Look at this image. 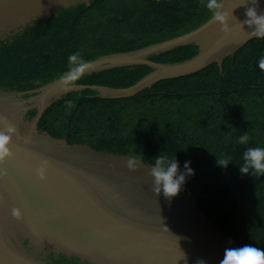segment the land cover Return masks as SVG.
<instances>
[{
    "label": "trees",
    "instance_id": "1",
    "mask_svg": "<svg viewBox=\"0 0 264 264\" xmlns=\"http://www.w3.org/2000/svg\"><path fill=\"white\" fill-rule=\"evenodd\" d=\"M220 1L209 8V0H93L90 6L64 9L0 38V89L39 88L73 70L68 56L75 52L89 62L183 35L213 17ZM198 50L189 44L151 59L181 62ZM262 59L264 37L227 57L223 71L212 63L127 98H101L91 89L70 92L45 111L39 128L70 143L130 154L153 165L157 156H175L178 172L185 174L182 187L231 236L234 248L264 250V175L240 171L243 153L264 147ZM152 70L148 65L116 67L75 82L124 88ZM36 113L30 110L29 117ZM245 135L248 141L239 143ZM220 159L228 163L221 165ZM57 260L53 264H81L66 257Z\"/></svg>",
    "mask_w": 264,
    "mask_h": 264
},
{
    "label": "water",
    "instance_id": "2",
    "mask_svg": "<svg viewBox=\"0 0 264 264\" xmlns=\"http://www.w3.org/2000/svg\"><path fill=\"white\" fill-rule=\"evenodd\" d=\"M93 0H0V38L39 19ZM264 17V0H221L207 22L183 35L128 52L101 55L86 69H73L39 88L0 89V133L10 137L0 160V264H53L66 257L82 264H221L234 249L192 191L173 198L155 191L153 164L130 154L70 143L40 130L45 111L64 95L91 89L119 99L157 82L198 72L224 60L258 37L247 15ZM219 17V18H218ZM196 44L198 53L181 62H156L159 55ZM148 65L153 70L129 87L79 84L84 75ZM74 77L70 83L65 80ZM37 110L33 118L30 110ZM43 169V178L40 170Z\"/></svg>",
    "mask_w": 264,
    "mask_h": 264
},
{
    "label": "clouds",
    "instance_id": "3",
    "mask_svg": "<svg viewBox=\"0 0 264 264\" xmlns=\"http://www.w3.org/2000/svg\"><path fill=\"white\" fill-rule=\"evenodd\" d=\"M209 8H213L216 5V0H209L207 5ZM247 15L251 18V23L256 25V35L258 37H264V17L257 16L254 10H249ZM219 18V17H218ZM68 63L71 69H86L89 66L88 61L84 60L79 52H75L68 56ZM264 67V59L259 63ZM74 77H69L65 80V84H68ZM72 106L71 102L68 104ZM10 137L0 133V160L9 154L7 147ZM248 141V136L245 135L240 138L239 143L243 144ZM135 157L129 162L131 166ZM244 164L240 168L242 173H248L249 169L254 170V174L264 175V147H249L243 153ZM188 163H185V168L188 173L191 174L192 170L188 168ZM221 165H226L228 159H220ZM179 164L176 157L169 158L168 156H157L152 166L151 175L154 178L156 185L155 191L163 193L166 198H173L177 196L185 182V174L178 172ZM40 175L43 178V169L40 170ZM221 264H264V250L245 245L240 248L227 249Z\"/></svg>",
    "mask_w": 264,
    "mask_h": 264
},
{
    "label": "flooded vegetation",
    "instance_id": "4",
    "mask_svg": "<svg viewBox=\"0 0 264 264\" xmlns=\"http://www.w3.org/2000/svg\"><path fill=\"white\" fill-rule=\"evenodd\" d=\"M49 259H51V261L50 262H52V263H58L59 261L56 259V258H53V257H49ZM68 264H71V263H68ZM82 264V263H81Z\"/></svg>",
    "mask_w": 264,
    "mask_h": 264
}]
</instances>
